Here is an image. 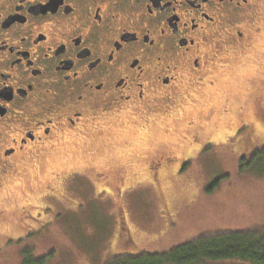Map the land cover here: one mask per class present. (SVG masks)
<instances>
[{
  "label": "flooded vegetation",
  "instance_id": "1",
  "mask_svg": "<svg viewBox=\"0 0 264 264\" xmlns=\"http://www.w3.org/2000/svg\"><path fill=\"white\" fill-rule=\"evenodd\" d=\"M258 40L264 47V0H0V184L63 152L69 160L79 157L54 170L38 196L43 204L73 210L87 181L96 188L89 197L118 198L135 173L156 187L166 177L173 183L224 137L230 143L243 130L246 138L260 124L264 134V83L250 110L235 113L228 127L210 123L199 131L201 117L190 111L198 94L229 102L214 87L227 86L222 72L243 64ZM228 106L223 114L229 115ZM182 109L192 116L177 147L147 155V138L138 133L143 123L174 120ZM127 121L138 132L122 145L123 163L108 159L104 167L76 146L99 138L110 122ZM16 208L40 223L34 229L49 223L36 203ZM124 230L134 244L126 224Z\"/></svg>",
  "mask_w": 264,
  "mask_h": 264
},
{
  "label": "rangeland",
  "instance_id": "2",
  "mask_svg": "<svg viewBox=\"0 0 264 264\" xmlns=\"http://www.w3.org/2000/svg\"><path fill=\"white\" fill-rule=\"evenodd\" d=\"M259 43L258 40L256 50L243 58V64L231 65L222 72L230 79L226 87H214L219 97L229 102L208 101L198 94V105L188 108L192 113L198 111L201 117L196 126L224 123L228 127L235 113L250 110L253 95L264 83V47ZM227 105L229 115L222 113ZM191 116L182 109L174 120L168 118L160 124L158 120L144 122L145 127L139 132L130 121L110 122L99 138L79 140L76 146L93 153L91 158L104 167L110 166L108 161L114 158L121 157L123 163L122 145L131 135L138 132L147 138L143 143L147 155L156 152L154 149L175 148ZM242 133L240 130L230 143L224 137L217 150L205 151L190 161L173 183L166 177L156 187L143 174L135 173L126 181L123 195L115 198L103 192L94 197L96 188L90 184L92 181H87L80 187L81 192L75 194L78 207L73 210L59 204H43L38 196L43 185L50 184L54 170L80 161L79 157L69 160L63 152L42 168L27 165L20 174L13 173L0 184V210H6L0 211V264H19L26 248L33 257H42V264H105L123 254L167 253L199 235L263 229L264 143L252 140L251 150L242 153ZM260 133L258 136L262 138V130ZM100 189L97 186V193ZM90 193L93 195L89 197ZM25 202L36 203L39 210L49 214L44 219L49 221L45 228L38 229L40 223L16 211ZM119 221L123 231L125 224L128 227L133 246L119 241ZM166 264L253 263L240 259H201Z\"/></svg>",
  "mask_w": 264,
  "mask_h": 264
},
{
  "label": "trees",
  "instance_id": "3",
  "mask_svg": "<svg viewBox=\"0 0 264 264\" xmlns=\"http://www.w3.org/2000/svg\"><path fill=\"white\" fill-rule=\"evenodd\" d=\"M248 123V121H246ZM251 125V122H250ZM255 123H253V126ZM257 125V124H256ZM261 125L254 129L261 131ZM260 126V128H259ZM255 132L247 134L242 141V153L251 150V142L264 143V138L256 136ZM118 238L126 246H133L126 239L125 231L119 230ZM125 238V239H124ZM201 259H240L253 264H264V228L250 231L222 232L199 235L195 239L179 244L167 253L162 254H134L113 257L105 264H166L184 263ZM42 257H33L30 249H25V254L19 264H42Z\"/></svg>",
  "mask_w": 264,
  "mask_h": 264
}]
</instances>
